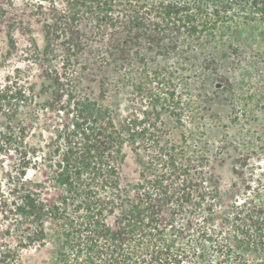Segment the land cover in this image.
I'll use <instances>...</instances> for the list:
<instances>
[{
	"label": "trees",
	"instance_id": "1",
	"mask_svg": "<svg viewBox=\"0 0 264 264\" xmlns=\"http://www.w3.org/2000/svg\"><path fill=\"white\" fill-rule=\"evenodd\" d=\"M24 7L45 21L52 12L46 38L53 31L68 37V78L50 109L60 123L38 144L28 122L15 121L19 103L28 104L25 93L2 96L8 105L0 126V264H22L25 251L45 247L49 222L58 232L52 264H264V187L260 197L249 193L251 185L237 188L224 209L220 185L204 173V152L162 147L168 135L158 132L159 118L120 120L106 104L107 88L84 96L70 79L82 39L94 37L129 69L128 58L137 55L136 97L155 106L163 94L175 100L173 92L161 94L172 85L146 68L143 53H177L180 41L204 40L212 55L238 56L243 35L264 31V0H25ZM89 22L92 33L83 29ZM127 149L140 166L133 184L123 180Z\"/></svg>",
	"mask_w": 264,
	"mask_h": 264
},
{
	"label": "rangeland",
	"instance_id": "2",
	"mask_svg": "<svg viewBox=\"0 0 264 264\" xmlns=\"http://www.w3.org/2000/svg\"><path fill=\"white\" fill-rule=\"evenodd\" d=\"M24 6L25 0H14L12 7L0 1V126L5 123L1 111H7L8 105L2 96L14 97L19 91L24 92L28 104L19 103L15 121L28 122L29 133L33 134L31 143L38 144L40 139H50L52 135L47 133H55L54 126L60 123V115L50 109L61 93L59 84H65L64 79L68 78L63 64L68 37L57 39L58 33L53 31L46 38L44 26L53 25L52 12H48L45 21L33 16V8L26 10ZM58 6L65 10L61 1ZM94 28L93 22L83 27L88 33ZM82 40L84 50L75 59L70 78L82 95L98 96L104 86L106 104L120 120L133 115L141 117L142 113L159 118L158 126L162 129L158 132L168 135L162 147L204 152L209 159L204 173L220 185L224 209L230 210L237 188L251 185L250 194L255 191L254 196L263 195L258 189L264 187V31L243 35V49L238 56L212 55V51L204 50V40L180 41L177 53L144 52L146 68L172 85L162 86L163 92L154 88L156 84L152 89L155 93L176 95L175 100H170L163 94L158 106L147 97L135 96L134 79L140 71L137 55L128 58L129 69L123 58L115 62L109 57L104 45L96 43L94 37ZM190 46L194 51L187 50ZM126 77L129 83L124 81ZM178 119L181 125L175 123ZM126 152L123 180L133 184L139 179L140 166L132 151ZM29 175L38 181L45 177V173L39 175L35 171ZM46 229L49 243L25 251L22 264H52L58 232L51 222Z\"/></svg>",
	"mask_w": 264,
	"mask_h": 264
}]
</instances>
